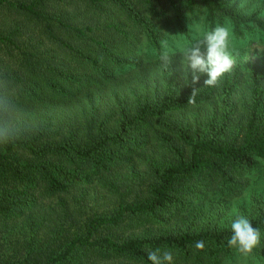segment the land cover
<instances>
[{
  "label": "trees",
  "instance_id": "1",
  "mask_svg": "<svg viewBox=\"0 0 264 264\" xmlns=\"http://www.w3.org/2000/svg\"><path fill=\"white\" fill-rule=\"evenodd\" d=\"M238 6L0 0V73L26 126L0 146V264H151L157 248L171 264H224L240 215L264 258V194H248L264 179V70L238 63L208 86L181 52L160 59L167 32L189 38L195 16L264 32V0Z\"/></svg>",
  "mask_w": 264,
  "mask_h": 264
},
{
  "label": "clouds",
  "instance_id": "2",
  "mask_svg": "<svg viewBox=\"0 0 264 264\" xmlns=\"http://www.w3.org/2000/svg\"><path fill=\"white\" fill-rule=\"evenodd\" d=\"M164 49L160 56L162 63L167 68L171 62L168 51V42L162 41ZM180 55L187 61L193 71V82L199 80L197 72L207 75L205 85L214 86L219 78L230 71L235 60L229 51V29L225 26H216L196 40L195 43L182 49ZM197 90H193L188 102H192ZM24 109L18 102V89L13 81L0 73V146H6L24 137L26 126ZM231 236L228 238V247L236 250L240 255L248 257L261 242L258 228L252 226L251 221L243 216L231 224ZM198 250H203L204 242L198 241L195 245ZM147 258L151 264H171L173 252L159 248L149 251Z\"/></svg>",
  "mask_w": 264,
  "mask_h": 264
},
{
  "label": "rangeland",
  "instance_id": "3",
  "mask_svg": "<svg viewBox=\"0 0 264 264\" xmlns=\"http://www.w3.org/2000/svg\"><path fill=\"white\" fill-rule=\"evenodd\" d=\"M239 8L248 9L250 12L255 11L263 0H238ZM248 12V13H250ZM264 17V12H262ZM219 25V24H218ZM217 25V26H218ZM189 30V38H183L179 36L180 33H175L174 30L167 32L166 41L168 42L169 54L175 52H181L182 49L195 43L197 39L201 38L204 33L212 30L205 22V16H195L187 23ZM229 29V51L231 52L235 63V67L238 63L242 66L256 65L260 70H264V32L254 28L253 30L246 31L243 37H238L233 32V27L230 23L225 22L223 25ZM251 184L248 194H264V179L258 180ZM103 198L96 207L102 212H109L115 206V202L107 199L105 194H102ZM242 201L238 202L241 203ZM237 206V205H235ZM264 251V248L262 249ZM224 264H264V258H255L250 255L244 257L237 251L232 260H228Z\"/></svg>",
  "mask_w": 264,
  "mask_h": 264
}]
</instances>
